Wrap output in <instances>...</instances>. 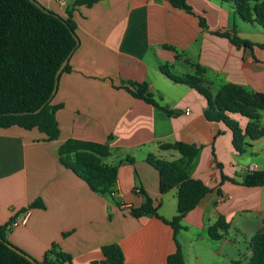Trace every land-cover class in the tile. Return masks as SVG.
Masks as SVG:
<instances>
[{
    "label": "crops",
    "instance_id": "1",
    "mask_svg": "<svg viewBox=\"0 0 264 264\" xmlns=\"http://www.w3.org/2000/svg\"><path fill=\"white\" fill-rule=\"evenodd\" d=\"M36 1L67 18L75 0ZM186 1L192 14L164 0H102L74 12L79 46L70 60L71 72L61 76L52 103L59 107V139L47 142L37 130L0 129V230L4 229L9 243L39 262L55 244L72 257V264H102V247L118 244L125 264H168L176 251L172 227L152 215L134 218L129 211L144 204L140 192L145 191L162 217L171 220L177 214L173 213L177 212V191L161 195L159 172L146 160L150 154L177 159V152L160 146L184 142L202 147L191 176L212 189L186 215V229L176 236L185 264L186 248L194 247L201 237L203 246L195 247L200 249L195 253L199 264L249 261L251 238L264 232V187L241 183L249 173L264 172V137L238 153L232 131L222 122L205 118L207 100L195 89L171 80L161 68L168 65L172 75L183 76L195 75L196 66H201L213 93L229 83L264 93V48L238 47L231 41L236 34L264 44V36L255 32L263 30L220 0ZM200 18L206 21V29L201 28ZM126 82L147 83L155 99L168 104L171 114L134 98L123 89ZM260 114L264 127V111ZM232 117L246 128L247 119ZM69 139L109 146L112 155L104 163L119 165L111 196L94 192L61 165L58 150ZM219 164L234 183L221 182ZM251 165L257 168L249 172ZM221 197L227 199L221 201ZM37 199L45 208L27 210V223L12 226ZM220 218L230 224L229 233L224 240L213 241L208 230ZM241 242L246 249L242 258L237 252Z\"/></svg>",
    "mask_w": 264,
    "mask_h": 264
},
{
    "label": "trees",
    "instance_id": "2",
    "mask_svg": "<svg viewBox=\"0 0 264 264\" xmlns=\"http://www.w3.org/2000/svg\"><path fill=\"white\" fill-rule=\"evenodd\" d=\"M100 1L102 0H75L68 11V17L63 18L47 10L36 0H0V129L19 127L29 131L37 130L45 135L47 142L59 139L60 128L56 118L59 107L52 104V95L59 69L67 58L70 57L71 60L79 46L74 12L78 7L91 8ZM164 1L175 9L193 13L186 0ZM220 1L232 5L245 22L255 23L264 29V0ZM200 26L207 28L203 18H200ZM231 41L238 47L257 45L264 48V44H254L236 34ZM70 60L59 80L64 73L71 72ZM161 69L171 80L195 89L207 100L205 118L210 122H222L232 131L233 146L238 153L243 154L251 147L250 142L264 137L260 114L264 111V93L252 92L243 86L230 83L213 93L206 85V70L201 66H196L195 75L183 76L172 75L168 65ZM123 89L155 109L171 114L170 110L162 107L155 99L147 83L126 82ZM233 115H240L248 120L245 129ZM160 148L180 155L177 159L164 160L150 154L146 160L159 172L161 195L177 191V214L171 220L162 217L145 191L140 192L145 199L144 204L140 208H131L129 214L134 218L152 215L170 225L174 231L176 251L168 257L167 263L185 264V257L176 236L186 229L183 225L186 215L212 189L202 180L191 176L194 162L202 147L175 142L162 144ZM111 155L107 144L76 139L67 140L58 150L61 165L85 181L94 192L105 196L113 194L119 175V165L104 163V159ZM127 162L134 163V159L127 158ZM219 168L222 183L235 182L223 173L220 164ZM241 184L251 188L264 187V172L249 173ZM44 208L42 200L37 199L22 212ZM229 229L230 224L220 218L209 228L208 234L213 241H222L227 237ZM249 248L252 256L246 264H264V232L251 238ZM102 254V264H125L124 253L118 244L103 246ZM35 262L72 264V257L57 250L53 244L46 252L44 260L39 262L9 243L4 229L0 230V264H36Z\"/></svg>",
    "mask_w": 264,
    "mask_h": 264
},
{
    "label": "rangeland",
    "instance_id": "3",
    "mask_svg": "<svg viewBox=\"0 0 264 264\" xmlns=\"http://www.w3.org/2000/svg\"><path fill=\"white\" fill-rule=\"evenodd\" d=\"M252 24H253V23H252ZM248 26H250L249 28H250V30H251V28H252L251 26H252V25H248ZM254 26H255V25H254ZM256 26H257V25H256ZM256 28H262V27H258V26H257ZM260 30H263V31H256V29H255L256 35H257V36H261V35L264 36V29L262 28V29H260ZM157 100H158V101L160 102V104H162L165 108L168 107V104H167L166 102H163L162 100H160V98H157ZM173 110L176 111V109H173ZM168 213H169V212H166V215H167ZM173 213L176 214V213H177L176 210H174ZM181 236H184V235H181ZM233 237H234V238H232V239H236V236H235V235H233ZM201 241H202V237L200 238L199 241L194 242V244H195L194 247H192L191 249H190V247H189V249L186 248L188 264H199V262L195 260V253H196V251H198V250H200V249H196L195 247H196V246H198V248L202 247L203 244L201 243ZM209 241H210V239L207 237V242H209ZM238 246H239V247H238L237 250H239V251H237V252L240 254V256H241V258H242V257L245 255V253H246V249H245L244 245L242 244V242H241L240 245H238ZM212 264H220V263L212 262Z\"/></svg>",
    "mask_w": 264,
    "mask_h": 264
},
{
    "label": "built area",
    "instance_id": "4",
    "mask_svg": "<svg viewBox=\"0 0 264 264\" xmlns=\"http://www.w3.org/2000/svg\"><path fill=\"white\" fill-rule=\"evenodd\" d=\"M187 114H189V110L187 111ZM256 168H257L256 165H251L248 170L249 172H251L254 171ZM226 199H227L226 197H221V201H225ZM29 216H30L29 212L26 211L23 212L18 216V218L15 221H13L12 226L18 227L20 225H25L29 219Z\"/></svg>",
    "mask_w": 264,
    "mask_h": 264
},
{
    "label": "water",
    "instance_id": "5",
    "mask_svg": "<svg viewBox=\"0 0 264 264\" xmlns=\"http://www.w3.org/2000/svg\"><path fill=\"white\" fill-rule=\"evenodd\" d=\"M33 2H34V0H32ZM39 7H41L38 3H36ZM69 60H70V57L69 58H67L65 61H64V63L62 64V66H61V68L59 69V71H58V73H57V75H56V85H55V90H54V92H53V97L55 96V94H56V91H57V87H58V83H59V77H60V75L62 74V72H63V70H64V68L66 67V65L69 63ZM39 112V111H38ZM31 261H33V260H31ZM36 264H38L37 262H35Z\"/></svg>",
    "mask_w": 264,
    "mask_h": 264
}]
</instances>
